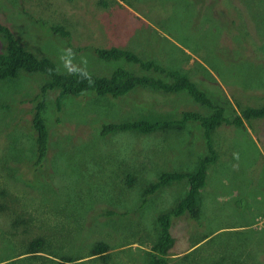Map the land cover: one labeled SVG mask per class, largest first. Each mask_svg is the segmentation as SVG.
I'll use <instances>...</instances> for the list:
<instances>
[{
    "label": "rangeland",
    "instance_id": "1",
    "mask_svg": "<svg viewBox=\"0 0 264 264\" xmlns=\"http://www.w3.org/2000/svg\"><path fill=\"white\" fill-rule=\"evenodd\" d=\"M28 12L48 23L39 25ZM0 20L29 49L55 60L60 70H68L60 57L71 49L76 68L111 74L128 61L109 60L94 50L128 46L171 71L186 72L215 100L228 99L230 117L239 115L242 123H218L213 131L216 158L207 167L200 212L197 219L182 215L174 220L170 260L264 264V237L249 240L262 222L250 220L264 216V116L247 118L241 112L264 100V0H33L30 5L0 0ZM55 26L69 30V36L55 32ZM178 47L190 54L187 61ZM44 79L23 71L15 83L0 84V160L18 169L0 165V264H61L62 257L49 252L22 253L41 234L55 236L52 249L68 255L85 254L101 239L112 244L105 262L84 257L69 264H146L145 256L160 236L158 214L173 208L187 186H165L144 204L142 191L165 170L193 169L208 152L206 140L197 129L199 121L150 133L104 136L99 128L104 121L152 109L179 116L207 107L187 93L139 85L120 98L94 91L68 96L62 112L50 104L49 157L45 173L34 172L31 107ZM128 174L136 176L132 187Z\"/></svg>",
    "mask_w": 264,
    "mask_h": 264
},
{
    "label": "trees",
    "instance_id": "2",
    "mask_svg": "<svg viewBox=\"0 0 264 264\" xmlns=\"http://www.w3.org/2000/svg\"><path fill=\"white\" fill-rule=\"evenodd\" d=\"M25 1L30 5L33 0ZM101 4L108 5V3ZM220 8L225 9L226 6ZM24 11L26 12V10ZM28 16L35 19L36 23L39 25L44 26V24L48 23V20L41 15L28 12ZM213 17L214 16H211L210 18L212 19ZM205 25L209 28L211 23ZM54 30L55 32L59 31L65 34L67 37L69 36V30L67 31L61 26H55ZM209 30L211 33L215 34L214 28H210ZM0 34H2L0 39L3 44V49H0V84L5 83V85L8 86L15 83L16 79L21 77L23 71L28 73L38 72L45 76L40 89L34 95L31 107L30 126L34 139V158L31 166L34 172L42 171L45 173L44 165L49 157L50 129L48 123L50 122L48 120V109L50 108V104L54 103L57 110L62 112L64 101L68 96H80L94 91L100 96L120 98L134 91L135 87L139 85L156 91H163L167 94L187 93L191 96L193 101L207 107V109L203 111H200V109L195 111L184 110L179 116H176L174 113L165 114L164 112L152 109V113L139 112V114L134 117L104 121L99 128V134L104 136L110 133H121L123 131L150 133L157 129L163 131L168 129H182L189 121H199V123L196 124L197 129L200 128L202 130L201 133L206 140L208 152L204 153L198 159L193 169L165 170L158 178L156 177L150 181L142 191V201L144 204L150 196L157 193L165 186L174 183H184L187 186V191L184 195H179V197L182 196V198L172 206L173 208L169 211L162 212L160 215L158 214L160 236L156 243L151 244L149 255L145 256L146 264H174L170 260V250L175 243V239L171 234L172 225L174 227V220L178 218V216L186 215L192 218H198L200 212L198 209L199 196L201 188L206 184L208 175L207 167L216 158V152L212 147V133L217 125L223 122L236 121L242 123V119L239 115L230 117L228 111L232 108L231 102L226 98H217L215 100L205 88L200 86L197 81L192 80L186 72L171 71L160 64L161 62L159 63L150 57H144L128 46L121 47L115 45L109 48L98 47L94 50L103 58L109 60L121 59L127 60L128 62H123V64L108 75L96 74L86 68L91 74L93 81L90 85L87 80H82L78 73L60 70L56 61L51 57L40 55L34 50L29 49L18 39L19 37L15 31L3 20H0ZM177 49L183 54V60L187 61L190 54L180 47ZM130 64L142 69L144 72H137L136 69L129 66ZM0 98L2 99L1 95ZM221 99L225 101L227 105L221 104ZM241 112L247 118L250 116H264V100L255 106H245ZM58 118L60 119V116H58L57 119ZM0 162V165L8 167L14 172L18 170L13 166H9L8 163H5L4 158L1 159ZM135 177L136 176L132 174H128L126 177L129 181V187L135 184ZM3 194L4 189H0V197L3 196ZM54 237L55 236L47 238L45 235L41 234L39 237H35L29 241L27 245L28 250L22 253L49 252L53 255L62 257L64 261H60L61 264H69L66 262H73L84 257H94L93 259L98 258L105 262L108 260L110 254L109 249L112 248V244L109 241L101 239L95 241L85 254L68 255V253H61L52 249V246L55 245ZM195 243H198V241ZM184 260L190 261L191 263L193 262L187 257Z\"/></svg>",
    "mask_w": 264,
    "mask_h": 264
},
{
    "label": "clouds",
    "instance_id": "3",
    "mask_svg": "<svg viewBox=\"0 0 264 264\" xmlns=\"http://www.w3.org/2000/svg\"><path fill=\"white\" fill-rule=\"evenodd\" d=\"M73 57H74V53L72 52V50L71 49H65L64 55H62L60 57V59L63 61L64 67L66 69H68V71L70 73H73V72L78 73L82 80H87L88 83L91 85L93 83L92 78H91V74L86 70V67L76 68L75 66H73L72 65ZM81 63L86 66V64H87L86 58H82Z\"/></svg>",
    "mask_w": 264,
    "mask_h": 264
},
{
    "label": "crops",
    "instance_id": "4",
    "mask_svg": "<svg viewBox=\"0 0 264 264\" xmlns=\"http://www.w3.org/2000/svg\"><path fill=\"white\" fill-rule=\"evenodd\" d=\"M261 213V212H259ZM257 220H262V222L260 224H256V229H254L253 232H251L249 234V240L252 239H261L259 237H264V216H260V215H255V217H253L250 222L255 224V222H257ZM258 223V222H257Z\"/></svg>",
    "mask_w": 264,
    "mask_h": 264
}]
</instances>
